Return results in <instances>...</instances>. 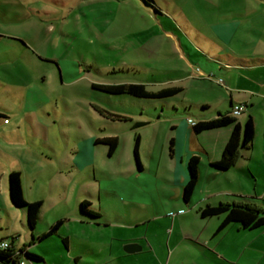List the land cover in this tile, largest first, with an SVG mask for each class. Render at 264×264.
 Here are the masks:
<instances>
[{
    "label": "rangeland",
    "instance_id": "obj_1",
    "mask_svg": "<svg viewBox=\"0 0 264 264\" xmlns=\"http://www.w3.org/2000/svg\"><path fill=\"white\" fill-rule=\"evenodd\" d=\"M155 1L161 14L141 0H0V241L11 242L14 236L16 248L26 247L60 264L55 255L65 254L61 235L39 241L37 233L48 230L46 221L65 219L62 227L75 237L100 235L74 221L78 201L85 199L81 192L93 182L86 170L68 166L69 149L86 143L92 133L84 112L90 107L85 91L93 82L113 72L130 79L145 77L155 74L153 69L162 80L169 77L168 69H181L190 75L150 89L182 86L179 99L212 107L224 102L223 111L229 109L230 87L217 78L249 72L255 75L254 89H259L264 81L259 80L264 76V0ZM232 59H246L254 68L231 69L227 64ZM77 67L80 76L73 75ZM198 69L204 76L195 73ZM260 100L253 114L254 152L259 153L264 138V99ZM248 117L244 112L237 118L245 125ZM97 149V167L122 171L118 155L109 157L107 146ZM13 167L22 173L25 199L43 200L45 221H38L34 240L23 210L9 197ZM261 181L264 184V178ZM254 249L238 257L246 264H264V235L256 237Z\"/></svg>",
    "mask_w": 264,
    "mask_h": 264
},
{
    "label": "crops",
    "instance_id": "obj_2",
    "mask_svg": "<svg viewBox=\"0 0 264 264\" xmlns=\"http://www.w3.org/2000/svg\"><path fill=\"white\" fill-rule=\"evenodd\" d=\"M161 13L160 10L157 14ZM227 65H230L231 69L254 68V64H250L246 59H232ZM153 71L155 74L145 77L130 79L121 75L106 76L102 81L93 83L140 82L147 84L150 89V86L156 83H171L190 75L185 70L168 69L169 77L159 80L157 70ZM74 72L75 76L81 74L78 67ZM200 72L202 74L197 71L195 73L204 76V72ZM254 76L249 72L242 74V71L226 75V80H223L225 85L227 83L230 87L227 100L229 109L226 111L220 109L224 102L216 103L215 107H212L213 105L208 103L179 99L178 95L163 104L143 102L141 107L135 109L133 101L126 98H108V101L104 102L92 91V83L85 91L92 109L86 107L87 111L84 112L89 116L92 133L88 135L86 143L78 142L75 148L69 149L72 154L68 166L86 170V178L93 182L87 190L81 192L85 199L78 201L73 215L74 221L96 229L100 235L96 239L75 237L65 231V226L62 227L66 220L59 219L63 222L56 233L62 237L61 246L65 252L55 255L60 264H246L241 261L242 256H238L249 249L255 250L254 241L256 237L264 235V229L244 230L234 224L219 231L223 217L203 218L200 210L206 203H242L245 202L244 198H255L253 204L264 208V184L261 181L264 178V138L262 152H254L257 144L255 132L254 147L249 151H241L230 170L219 171L213 163L221 159L232 127L198 134L193 129V122L216 118L219 114L230 112L232 106L243 103L247 105L245 112L253 118L256 131L257 123L253 114L255 107L261 105L260 98L264 99V81L258 83L259 89H254ZM259 80H264V76ZM182 88L184 91V87ZM111 100L115 106L108 103ZM195 105H206L212 109L207 113L194 115L191 112H198L193 108ZM95 106L130 115L144 124L133 129L110 123ZM29 120L31 121V118ZM238 120L244 127L242 121ZM262 122L264 127V114ZM10 123L11 121H8L5 124ZM122 133L124 137H121ZM136 135L139 137L138 151L143 166L141 170L138 169L134 158ZM110 136H117L119 145L112 155H109V152L107 154L109 157L118 155L121 160L118 165L122 171L112 166H96L99 155L97 148L107 146L97 143V139ZM172 138L174 143L171 150ZM193 156L200 158L199 179L190 202H186L183 191L189 180L188 164ZM11 170L20 171L15 167ZM96 172L99 176H96ZM96 181L99 185H96ZM22 186L24 188L23 181ZM83 201H89L103 218L97 223L83 220L78 212ZM23 213L26 219V214L24 211ZM39 221H45V215L42 213ZM46 224L48 230L42 233L39 231V236L48 232L54 225L47 221ZM36 229L32 231L33 240ZM130 243L140 245V250H124V246ZM96 256L102 257L96 259ZM44 260L45 264H52L49 259Z\"/></svg>",
    "mask_w": 264,
    "mask_h": 264
},
{
    "label": "trees",
    "instance_id": "obj_3",
    "mask_svg": "<svg viewBox=\"0 0 264 264\" xmlns=\"http://www.w3.org/2000/svg\"><path fill=\"white\" fill-rule=\"evenodd\" d=\"M146 7L154 10L156 13H160L159 7L155 0H141ZM119 76L120 73L113 72L111 76ZM110 76V77H111ZM114 77V76H113ZM92 91L99 95L100 99L104 102L108 101V98L118 99L126 98L133 101V105L141 107L142 103H155L163 104L172 98L176 97L183 91L180 86H169L160 90H151L147 87V84L140 82H124V83H93ZM97 95V96H98ZM106 98V99H105ZM112 100L108 102L110 105H114ZM135 102V103H134ZM141 104V105H140ZM184 106V105H183ZM197 106V107H196ZM99 113L105 120L110 123H118L130 128H137L144 124V122L134 120L130 115L115 112L111 109L100 108L95 106ZM198 112H194V115H200L201 113H207L210 110L206 105H195ZM233 108V106H232ZM231 108V110H232ZM194 109V110H195ZM230 112L226 114H219L216 118L208 120H200L193 122V129L196 133H202L205 131L232 127V133L223 150L222 157L219 161L213 163V166L219 171L230 170L236 162V159L241 151H249L254 147L255 139V125L253 118L250 116L242 127L238 120V116L231 115ZM190 113V111L188 110ZM2 116V114H0ZM97 143H102L108 146L109 155H112L119 145V138L117 136L98 138ZM173 138L170 140V148L173 149ZM139 137L136 135L134 158L138 169H142V162L139 156ZM199 164L200 158L193 156L189 160L188 171L189 180L184 187L183 197L186 202H190L194 189L199 179ZM9 197L11 203L18 209H22L26 214L25 227L29 231H34L37 227V223L40 219L43 201L38 200L29 202L24 197V191L22 186V175L18 170H11L8 176ZM245 202L242 203H228V202H216L213 204L206 203L200 210V215L203 218H211L215 216H222L223 221L218 230H222L230 225H239L244 230H256L264 229V208H260L253 204L255 198H244ZM264 204V200H262ZM79 216L84 220L98 222L103 218V215L92 207L89 201H83L79 205ZM63 220H58L52 225L48 232L39 236V240L42 241L50 235L56 233ZM12 241L7 240L0 241V264H27L24 259L39 264L45 260L41 255L29 251L26 247L16 248V237L11 236ZM8 242L9 245L6 248L1 247L2 242ZM225 264V263H224ZM229 264V263H228Z\"/></svg>",
    "mask_w": 264,
    "mask_h": 264
},
{
    "label": "built area",
    "instance_id": "obj_4",
    "mask_svg": "<svg viewBox=\"0 0 264 264\" xmlns=\"http://www.w3.org/2000/svg\"><path fill=\"white\" fill-rule=\"evenodd\" d=\"M197 72L200 73V74H202V73L200 72L199 69L197 70ZM211 76H212V75H211ZM212 77H213V76H212ZM217 82H218L219 84L225 85L224 80L221 79V78H218V79H217ZM246 107H247V105H246V104H243V103H240V104L234 105L233 108H232V110H231V115H233V116H240V115H242V114L246 111ZM8 121H9L8 118H5V119H4V122H5V123H7ZM8 245H9V243L6 242V241H4V242L1 243V247H2V248H6Z\"/></svg>",
    "mask_w": 264,
    "mask_h": 264
},
{
    "label": "water",
    "instance_id": "obj_5",
    "mask_svg": "<svg viewBox=\"0 0 264 264\" xmlns=\"http://www.w3.org/2000/svg\"><path fill=\"white\" fill-rule=\"evenodd\" d=\"M140 245H138V244H135V243H130V244H127L126 246H125V250L127 251V252H135V251H137V250H140Z\"/></svg>",
    "mask_w": 264,
    "mask_h": 264
}]
</instances>
